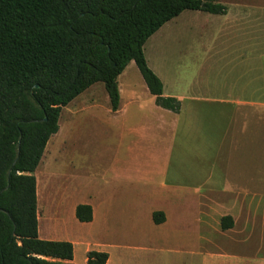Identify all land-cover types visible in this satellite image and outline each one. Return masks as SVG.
Wrapping results in <instances>:
<instances>
[{"label":"crops","instance_id":"crops-1","mask_svg":"<svg viewBox=\"0 0 264 264\" xmlns=\"http://www.w3.org/2000/svg\"><path fill=\"white\" fill-rule=\"evenodd\" d=\"M219 4L225 15L200 13L213 20L218 39L235 40L231 49L172 45L177 29L189 27V20L179 22L184 14L199 12L190 10L152 36L168 28V46L151 55L144 46L164 96L181 102L179 114L156 105L134 61L118 78L117 112L109 96L86 95L98 85L104 91L103 84L63 108L35 172L38 227L42 240L73 244V264H87L90 252L108 254L107 264H264V158L234 157L244 138L264 134V47L255 44L250 4ZM245 33L252 44L241 43ZM202 35L200 29L195 38ZM214 57L210 69L215 65L218 77L208 87ZM101 99L107 111L102 165L96 175L78 170L68 189L65 146L78 123L99 115ZM79 205L92 207L91 222L77 219ZM155 213L165 221L157 224ZM227 217L233 227L225 231Z\"/></svg>","mask_w":264,"mask_h":264},{"label":"trees","instance_id":"trees-1","mask_svg":"<svg viewBox=\"0 0 264 264\" xmlns=\"http://www.w3.org/2000/svg\"><path fill=\"white\" fill-rule=\"evenodd\" d=\"M187 10L227 13L214 0H0V264H73V244L42 240L38 227L35 172L61 112L95 84L117 112L118 78L134 61L156 105L179 114L144 46ZM76 216L89 223L93 209L79 205ZM222 226L230 230L232 219ZM108 260L90 252L87 264Z\"/></svg>","mask_w":264,"mask_h":264},{"label":"rangeland","instance_id":"rangeland-1","mask_svg":"<svg viewBox=\"0 0 264 264\" xmlns=\"http://www.w3.org/2000/svg\"><path fill=\"white\" fill-rule=\"evenodd\" d=\"M216 3H224L230 6L239 5V3L250 4V8L255 9L254 15L251 16L250 21L254 22L256 28V41L255 44L257 46L261 45L264 47V0H214ZM196 14H203L201 17L193 16ZM179 22H183L189 20L188 24L185 27L186 30H182L181 28L177 29V34H174L169 42L172 45L179 44L185 45L189 47H198L203 45L205 47H215L218 46H228L229 49L232 48L235 40L230 37L226 39H218L217 34H215V29L211 24L213 20H210L206 17L205 13L200 12H186ZM189 15H192L189 17ZM196 17V18H195ZM189 18V19H188ZM216 19H214L215 21ZM196 29V30H195ZM201 29L202 37L195 38V34L199 32ZM168 28H165L164 34L158 37H152L146 44L147 52L152 53L155 47L160 46H168ZM246 37L241 39L242 44H252L253 37L250 35L249 39L248 34ZM242 38V37H241ZM216 52V51H215ZM208 70L206 71V83L207 86L210 87L215 85L217 81V69L215 65V57L209 59ZM228 61H224L226 64ZM263 63V61H262ZM204 77V78H205ZM203 78V75H201ZM209 82L211 83L209 86ZM264 87H262V93H264ZM212 92H215L213 90ZM87 93H92L95 97H108L105 89L104 91L98 85L96 89ZM259 94V93H257ZM258 96V95H257ZM103 99V98H102ZM101 99L100 104L102 105L101 109H98L99 115L96 118H92L88 120L87 124L78 123L76 128L79 129L76 131L75 135L71 139V142L65 146V154L66 158L64 163L61 165V171L65 175L64 182L68 189H72V185L74 182V177L78 176V170L88 169L89 176L98 174V169L100 165H102V147H103V138H104V119L106 116V107ZM260 133V132H259ZM235 158L239 159H250V158H264V134L257 136V139L252 141L244 138L242 145L240 146L238 152L234 155ZM224 247L230 248L226 243H222Z\"/></svg>","mask_w":264,"mask_h":264},{"label":"water","instance_id":"water-1","mask_svg":"<svg viewBox=\"0 0 264 264\" xmlns=\"http://www.w3.org/2000/svg\"><path fill=\"white\" fill-rule=\"evenodd\" d=\"M39 87V86H37ZM31 122H35V121H31ZM21 139L19 140V145H20ZM12 170L9 172V175L11 174Z\"/></svg>","mask_w":264,"mask_h":264}]
</instances>
